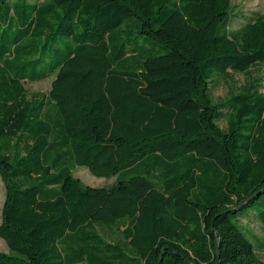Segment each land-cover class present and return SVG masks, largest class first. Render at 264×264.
<instances>
[{
    "label": "trees",
    "instance_id": "trees-1",
    "mask_svg": "<svg viewBox=\"0 0 264 264\" xmlns=\"http://www.w3.org/2000/svg\"><path fill=\"white\" fill-rule=\"evenodd\" d=\"M232 12L0 0V264H264L238 220L259 199L264 222V11ZM228 70L246 79L214 100Z\"/></svg>",
    "mask_w": 264,
    "mask_h": 264
},
{
    "label": "rangeland",
    "instance_id": "rangeland-1",
    "mask_svg": "<svg viewBox=\"0 0 264 264\" xmlns=\"http://www.w3.org/2000/svg\"><path fill=\"white\" fill-rule=\"evenodd\" d=\"M18 0H7L9 6H14ZM36 1V0H28ZM233 12L228 23L230 30L236 29L241 24H243L250 16L255 12L264 11V0H232ZM5 6V4H4ZM252 75L264 74V67H253L249 70ZM229 76H214L213 81L210 83L211 95L214 100L220 99L225 96L229 88L234 86L237 90L241 84L244 83L246 79V73L235 72L228 70ZM51 78H45L39 81H25L24 86L30 91H47L50 86ZM218 123L220 126L225 127V117L218 118ZM74 175L79 177L84 183L89 185H102L111 182L113 177H98L90 173V171L83 166H78L74 169ZM264 196V195H262ZM5 198V186L0 178V221H1V210ZM259 199L255 200L254 204L251 206H243L240 209L238 220L247 228L245 231L248 237L251 239L257 253L264 258V222H260L257 218V212L255 210V205L258 204ZM252 214L255 219H252ZM0 251H9L5 241L0 237ZM75 264H84L81 262Z\"/></svg>",
    "mask_w": 264,
    "mask_h": 264
},
{
    "label": "water",
    "instance_id": "water-1",
    "mask_svg": "<svg viewBox=\"0 0 264 264\" xmlns=\"http://www.w3.org/2000/svg\"><path fill=\"white\" fill-rule=\"evenodd\" d=\"M26 80H24V82H25ZM262 192H264V188H262V189H260V190H258L257 192H256V196H258L260 193H262ZM248 201H245L242 205H240L239 207L241 208L244 204H246ZM161 257H162V255H161ZM158 264H161V260L158 262Z\"/></svg>",
    "mask_w": 264,
    "mask_h": 264
},
{
    "label": "crops",
    "instance_id": "crops-1",
    "mask_svg": "<svg viewBox=\"0 0 264 264\" xmlns=\"http://www.w3.org/2000/svg\"><path fill=\"white\" fill-rule=\"evenodd\" d=\"M252 219H255L254 216H253V214H252Z\"/></svg>",
    "mask_w": 264,
    "mask_h": 264
}]
</instances>
